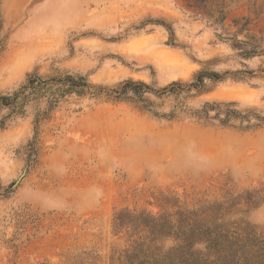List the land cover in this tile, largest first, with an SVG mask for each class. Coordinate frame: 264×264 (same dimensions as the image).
I'll return each mask as SVG.
<instances>
[{"label": "rangeland", "instance_id": "rangeland-1", "mask_svg": "<svg viewBox=\"0 0 264 264\" xmlns=\"http://www.w3.org/2000/svg\"><path fill=\"white\" fill-rule=\"evenodd\" d=\"M217 236L264 253V0H0V264Z\"/></svg>", "mask_w": 264, "mask_h": 264}, {"label": "trees", "instance_id": "trees-1", "mask_svg": "<svg viewBox=\"0 0 264 264\" xmlns=\"http://www.w3.org/2000/svg\"><path fill=\"white\" fill-rule=\"evenodd\" d=\"M205 74L209 76H215L217 73H201L197 77L198 79H201ZM62 83L68 82L69 88L72 87H81L85 86L86 83L83 82L82 79L73 80L70 77H66L61 80ZM29 86L33 84V80L29 79L28 81ZM148 88V85L144 83H135L133 81H127L121 87L119 88V93L123 94L128 89L137 90L140 89V91H144V89ZM5 98V97H2ZM226 242H223V239H221L219 236L217 237H209V239L206 240L207 242V249H213L215 251L214 258L209 261V258L207 257H198L192 259V257L182 259V264H264V253H257L252 256H248L245 253L237 255L235 254L237 250H234L230 256H227L226 254H223L222 256L218 253L220 250H225L226 247H228L229 250L234 248V245L237 244V242H233L232 240L225 238ZM251 243H249L250 245ZM238 246V245H236ZM243 243L239 244V248L244 247ZM222 257V258H220Z\"/></svg>", "mask_w": 264, "mask_h": 264}]
</instances>
